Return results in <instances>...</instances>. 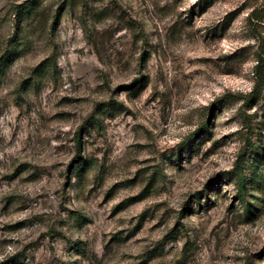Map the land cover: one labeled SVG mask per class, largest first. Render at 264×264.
Here are the masks:
<instances>
[{"label": "rangeland", "instance_id": "374dc122", "mask_svg": "<svg viewBox=\"0 0 264 264\" xmlns=\"http://www.w3.org/2000/svg\"><path fill=\"white\" fill-rule=\"evenodd\" d=\"M23 1L0 0V264H264V0Z\"/></svg>", "mask_w": 264, "mask_h": 264}, {"label": "trees", "instance_id": "16d2710c", "mask_svg": "<svg viewBox=\"0 0 264 264\" xmlns=\"http://www.w3.org/2000/svg\"><path fill=\"white\" fill-rule=\"evenodd\" d=\"M33 0H25L22 3L16 5V11L18 12H24L29 10V6L32 5ZM10 54V50L8 48H4L3 51L0 54V62L5 61L7 57ZM263 59L258 58V62L255 65V72L257 74L258 81L263 82L264 81V74H263ZM203 124H201L200 127H202ZM198 130L193 131L189 136L188 139L193 140L197 135ZM243 167V158L242 154H239L237 161L235 162V165L233 169L231 170V175L235 177V183H236V193L235 196L238 199H242L244 195V189H245V176L242 170Z\"/></svg>", "mask_w": 264, "mask_h": 264}]
</instances>
